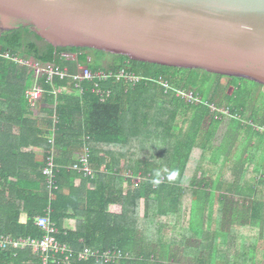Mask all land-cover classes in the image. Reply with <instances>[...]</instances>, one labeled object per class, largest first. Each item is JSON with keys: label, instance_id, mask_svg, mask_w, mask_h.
Instances as JSON below:
<instances>
[{"label": "trees", "instance_id": "trees-1", "mask_svg": "<svg viewBox=\"0 0 264 264\" xmlns=\"http://www.w3.org/2000/svg\"><path fill=\"white\" fill-rule=\"evenodd\" d=\"M41 41L45 43L42 45ZM85 49L94 57L90 68L104 69L103 50L55 47L23 25L0 32L1 52L34 56L43 65L57 61L60 51ZM115 55L119 68L128 67L142 79L136 83H103V87L114 92L105 102L90 92L82 98L74 93L60 95L57 101L46 94L41 113L48 118L46 123L27 119L25 116L32 109L19 96L29 86L34 72L30 71L24 80L22 67L0 57V96L11 99L14 109L23 106L21 114L12 110L13 122L22 131L36 133L37 144L45 149L46 156L51 152L49 136L56 127V146L63 152L58 162L62 165L74 162L73 152L80 149L83 135H89L93 164L110 171L89 179L66 168L59 170L58 187L51 194L52 219L60 231L58 238L76 249L86 244L129 253L128 258L108 264H179L169 254L172 246H182L183 254L195 257L198 264H226L229 256L233 264H242L241 259L249 253L247 236L242 235L241 227L264 230V214L257 215L264 211L261 84L233 76L229 85L234 90L220 97L226 91L223 74ZM81 59L86 62L87 56L82 55ZM18 80L25 82L22 89L16 85ZM165 82L172 87L168 92L163 86ZM55 83L64 85L67 81L56 79ZM180 87L195 89L200 101L177 96L175 89ZM217 97L221 99L216 101ZM223 105L229 115L221 111ZM212 106L216 108L213 110ZM54 111L58 115L56 125ZM0 145L4 142L0 141ZM4 152L12 157L13 149ZM139 153L148 157L135 158ZM27 157L33 155H13L20 166L17 173L20 182L10 187L11 215L8 218L0 215V235H43L35 220L45 213L49 203L43 173L45 162L29 165L25 163ZM121 158H125L134 174L142 173L149 179L134 189L125 188L131 183L130 178L118 170L117 174L112 173L119 169ZM78 178H82V183L91 180L92 184L82 202L73 190ZM231 195L251 199V216L244 222L240 202L230 199ZM23 211L27 213L25 223L20 222ZM70 218L77 219V226L64 230V222ZM22 254L13 256L0 251V262L21 258ZM74 264L96 263L91 259Z\"/></svg>", "mask_w": 264, "mask_h": 264}, {"label": "water", "instance_id": "water-1", "mask_svg": "<svg viewBox=\"0 0 264 264\" xmlns=\"http://www.w3.org/2000/svg\"><path fill=\"white\" fill-rule=\"evenodd\" d=\"M17 24L55 47L264 83V0H0V27Z\"/></svg>", "mask_w": 264, "mask_h": 264}, {"label": "built area", "instance_id": "built-area-1", "mask_svg": "<svg viewBox=\"0 0 264 264\" xmlns=\"http://www.w3.org/2000/svg\"><path fill=\"white\" fill-rule=\"evenodd\" d=\"M57 54L59 61H51L43 65L34 56L25 57L20 53L13 54L10 51H0V57L14 62L19 67L33 70V81L25 90V99L33 110L39 107L46 94L52 95L55 101H57L60 95L76 93L82 98L86 93L90 92L97 95L102 102H105L113 96L114 92L111 88L103 87V83H136L142 79V77L131 72L128 67L104 66V69L92 70L89 64L93 61L94 57L89 49L60 51ZM82 55L87 56L86 62L81 59ZM56 79L67 81V83L57 85L55 83ZM163 86L166 88V92L172 88L167 82ZM175 92H178L176 94L177 96H182L180 95L179 89H175ZM193 95L196 96L197 94L195 92H192L190 95L187 94V96L193 98L192 101L199 102L200 98L197 97L198 95L196 97H193ZM53 119L56 125L58 121L56 111H54ZM89 142L90 136L84 134L82 137V145L75 161L70 165H62L57 159L56 127L53 128L49 136L51 152L46 156L45 166L43 168L48 190L53 191L58 187L57 174L62 168L74 171L89 179L96 178L99 173L110 172L107 169H100L93 164L91 160L92 147ZM112 173L117 174V171L114 170ZM122 175L132 179L134 182L137 180L142 182L143 180L149 179V177H145L142 174L136 175L131 170ZM52 211L50 203L45 213L39 215L35 220L36 225L43 231L42 237L1 234L0 250L31 249L40 256V264H74L91 259H94L97 264H108L119 258L129 257V253H124L121 249L102 250L86 244H84L82 249H76L71 244L61 241L58 238L60 231L52 219Z\"/></svg>", "mask_w": 264, "mask_h": 264}, {"label": "crops", "instance_id": "crops-1", "mask_svg": "<svg viewBox=\"0 0 264 264\" xmlns=\"http://www.w3.org/2000/svg\"><path fill=\"white\" fill-rule=\"evenodd\" d=\"M21 70H23L21 74L24 80L28 79L29 72L33 71V70L23 69V68ZM22 78L17 77V79H22ZM31 79L32 80H30V84L33 81V75ZM24 83L25 82H20L18 80L16 85L20 89H22V87L25 85ZM71 94L73 93H68L65 95H71ZM19 96L22 99L26 100L25 90H24V93L21 90V93ZM12 102L13 101L9 99L7 96H3V95L0 96V141L1 143L4 142V145H0V215L3 217H7V218L9 217V215H11L10 214L11 210L8 208V203L11 202L10 196H9L10 191H11L10 187H13L14 185L20 182L17 177V173H19L20 166L17 164L18 161L16 162V160L13 158V155L19 156L21 153H25V154L31 153L33 157L31 158L27 157L25 161V163L29 165L35 164L36 161L45 162L46 160L45 159L46 157L45 149L41 145L37 144L36 133L32 130L22 131L20 125L16 122H13L14 115L11 113L13 112L12 110L17 111L18 114H21L22 112L21 109L23 106L15 105L17 107L14 109V107L11 104ZM26 102L28 101L26 100ZM45 105L46 104H44V100L40 103L39 107L35 110H33V108L30 105L32 112L31 113L29 112L28 114H26L25 117L27 119L39 120L42 123L43 122L46 123V121H48V118H46L45 116H41L42 109L45 107ZM18 114L17 116H20ZM11 144H13V146ZM12 149H13L12 157H8L7 153L4 151L8 152ZM56 149H57V146H56ZM79 150H76L73 152L72 160L75 161V159L78 156ZM62 154H63L62 150L58 148L57 149V159L61 157ZM126 154L128 155L129 152ZM131 161L133 160H130V162ZM119 163H120L119 169L115 168V170H118L119 173H121V175L129 170H132V167L130 168L128 167V163H126L125 158H121ZM130 180H131V183H129L128 186H126L128 181L124 184L126 186L125 188L129 187V188L134 189L142 185L141 183L139 185H136L132 179ZM90 181L86 183H82V178H78L76 182H74L73 190L75 194L78 196L80 202L84 200V198L86 197L87 191L91 189L92 187V184ZM43 186L45 187V185ZM46 189H48L47 186H46ZM48 192L50 193L49 203H48V206H49L51 203V199H52L51 194L53 191L48 190ZM230 199L240 202V211L243 216L242 222H244L243 219H246L248 216H251V213H250L251 211L249 209V206L251 205L250 197L231 195ZM51 206H52V203H51ZM69 213H73V210H70ZM263 214H264V211L257 215L263 216ZM80 219H83V217H80ZM26 220H27V213L23 211L21 213L20 222L25 223ZM76 226H77V219L70 218V219L65 220L63 229L64 230L71 229V228L73 229V228H76ZM241 232H242V235L245 234L247 236L246 238L247 242L245 244H246L247 252L249 253L246 257L243 256L244 258L241 259L242 264H264V230H259L258 228L248 229L245 227H241ZM158 248H157V252L159 253L158 255H160L161 248L160 247ZM178 250H180V257H178L179 256ZM4 252H10L13 256H18L19 254L23 253L22 254L23 256L21 258H16L19 260L4 259L2 263L0 262V264H40L39 255L34 253L31 249H19V250L10 249ZM169 254L173 255V257L176 258L179 264L180 263L181 264H198L195 257H187L183 254L182 246H180V248L177 246H172L169 249ZM230 257L231 256H229L226 259V264H233V260ZM36 258L38 260H35Z\"/></svg>", "mask_w": 264, "mask_h": 264}, {"label": "rangeland", "instance_id": "rangeland-1", "mask_svg": "<svg viewBox=\"0 0 264 264\" xmlns=\"http://www.w3.org/2000/svg\"><path fill=\"white\" fill-rule=\"evenodd\" d=\"M0 32L2 33V32H5V29H4V27H0ZM45 42L44 41H41L40 42V44H44ZM106 55V56H105ZM103 57H104V60L102 61V63H103V66H106V67H116V66H118V62H116L115 60H116V58H117V56L115 55V53H110V52H106L105 51V53H104V55H103ZM215 73H219V74H223L224 76H225V80H224V82H223V87H226V91L220 96V97H222L223 95H225V94H229V93H232V91L234 90V86L233 85H229V79L231 78V77H233V75H230V74H227V73H220V72H215ZM14 78V80H16L15 78L16 77H13ZM261 84V90L262 91H264V83H260ZM173 86V85H172ZM181 88V89H180ZM179 88V90H180V95H182V96H184L187 100H191L192 101V99L193 98H191L190 96H187V94H192V92H196L195 91V89H193V88H186V89H184V87H180ZM176 94H178V92H176ZM196 94V93H195ZM197 96V95H196ZM195 95H193V97H196ZM198 98H201L200 96H197ZM221 98H219V97H217V99H216V101H219ZM196 102V101H195ZM217 104V103H216ZM212 108H213V110L216 108L215 106H212ZM221 111H226V113H227V115H229L228 114V109H227V107H226V105H223V106H221ZM245 118H248V116L247 117H245ZM264 119V118H263ZM260 131L261 132H263L264 131V126H261L260 127ZM148 156H145V155H142V154H137V155H135V158H147ZM144 181V180H143ZM142 181V182H143ZM142 182H139V180H137V181H135V184L136 185H139L140 183H142ZM180 248V247H179ZM178 254H179V256L178 257H180V250H178Z\"/></svg>", "mask_w": 264, "mask_h": 264}, {"label": "flooded vegetation", "instance_id": "flooded-vegetation-1", "mask_svg": "<svg viewBox=\"0 0 264 264\" xmlns=\"http://www.w3.org/2000/svg\"><path fill=\"white\" fill-rule=\"evenodd\" d=\"M19 25L17 24L16 26H14V27H18ZM8 29H5V31H7ZM11 30V29H10ZM111 53V52H110ZM106 56V55H105ZM102 60H104V57H103V59Z\"/></svg>", "mask_w": 264, "mask_h": 264}]
</instances>
